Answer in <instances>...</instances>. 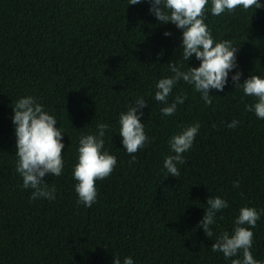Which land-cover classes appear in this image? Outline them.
<instances>
[{
    "label": "trees",
    "instance_id": "1",
    "mask_svg": "<svg viewBox=\"0 0 264 264\" xmlns=\"http://www.w3.org/2000/svg\"><path fill=\"white\" fill-rule=\"evenodd\" d=\"M150 7L148 0H0V264H123L125 257L134 264H231L212 245L232 233L240 208L264 210V119L245 110L256 98L232 81L236 72L241 84L264 78V7L214 16L209 0L205 23L216 42L237 47V68L223 91L209 92L210 105L179 81L168 104L187 99L172 116L161 114L167 105L154 99L156 83L173 75L170 63L187 71L200 61L183 60L182 30L160 22ZM26 96L64 133L63 172L43 178L55 200L30 199L33 190L15 170L13 108ZM138 98L148 104L139 111L151 142L130 164L119 116ZM233 120L239 124L229 128ZM101 123L109 126L104 150L117 165L96 181L97 201L86 207L73 169L80 137L98 135ZM194 123L200 127L186 163L177 165L178 177L168 175L164 160L175 154L169 141ZM216 196L229 207L216 214L207 237L198 225ZM251 230L250 251L264 264V212Z\"/></svg>",
    "mask_w": 264,
    "mask_h": 264
},
{
    "label": "clouds",
    "instance_id": "2",
    "mask_svg": "<svg viewBox=\"0 0 264 264\" xmlns=\"http://www.w3.org/2000/svg\"><path fill=\"white\" fill-rule=\"evenodd\" d=\"M143 2L144 0H129L130 5ZM148 2L151 4L150 12L160 22L165 24L170 22L182 30L183 60L189 61L194 56L200 61L199 67H188L187 71H182L176 62L169 64L173 75L161 78L155 85L157 90L154 99L167 105L161 108V114L174 115L177 105L183 104L187 99L186 96L178 95L173 103L168 104L169 95L181 80L192 85L194 90L201 94L205 103L210 105L212 96L209 92L213 89L223 91L228 82L229 72L237 68L238 49L231 41L216 42L213 39L205 23L209 0H148ZM240 7L247 11L264 5H261L259 0H211V14L214 16H219L225 11L233 13ZM164 35L168 36L171 33L165 32ZM241 75L240 72H236L232 76L234 87L242 88L246 96L256 98V102L246 105L245 110L254 112L259 119H264V78L252 75L241 84L239 82ZM146 107L148 104L145 99L138 98L135 106H129L128 110L121 112L119 116V134L123 148L132 156L130 164L136 162L135 153L151 142L141 122L143 112L139 111ZM13 112L12 121L16 126L15 154L18 157L15 170L22 177V187L33 190L30 199L55 200V188H49L43 178L46 175L59 177L63 172L64 133L57 127L55 117L48 114L35 97L20 98ZM238 124L239 121L233 120L228 127L235 128ZM108 127L107 123L98 124V135H84L79 139L78 163L74 166L73 177L77 181L75 191L78 194V203L86 207H91L97 201L96 181L109 177L117 165V158L104 150V136ZM199 127V123H194L171 137L169 144L175 154L166 157L163 164L168 175L174 177L180 175L177 165L186 163L183 154L192 148ZM239 186V180L233 182L234 188ZM207 205L205 215L198 226L203 228L207 237H212L214 233L210 226L215 223L216 214L229 205L219 196L209 198ZM261 212L253 207L240 208L232 233L222 232L211 250L222 253L226 259L231 258V264H261L254 259L250 251L254 242V233L251 229L255 228L261 218ZM113 264H121V260L115 258ZM123 264H134V261L131 257H125Z\"/></svg>",
    "mask_w": 264,
    "mask_h": 264
}]
</instances>
